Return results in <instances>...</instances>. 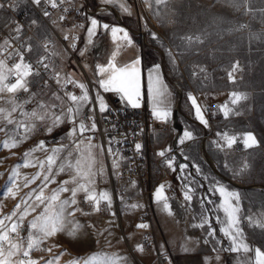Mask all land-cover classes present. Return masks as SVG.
Masks as SVG:
<instances>
[{"label": "rangeland", "instance_id": "rangeland-1", "mask_svg": "<svg viewBox=\"0 0 264 264\" xmlns=\"http://www.w3.org/2000/svg\"><path fill=\"white\" fill-rule=\"evenodd\" d=\"M86 1L90 11L94 7L105 5L107 9H101L105 10L104 13L121 15L122 22L132 29L133 39L145 60L151 58L162 62L167 77L173 82L175 96L179 97L182 92H193L219 107L223 103H230L228 108L235 107L232 112L239 113V117L236 119L237 124L234 130H226L225 125L213 126L209 130L212 137L209 138L208 154L217 163L219 173L242 187L233 186L209 170L198 152L197 142L201 130L194 128L197 138L184 152H180L179 157L183 160L180 161L179 168L183 171L189 169L195 173V176H189L184 172L185 175L180 174L178 178H174L177 193L165 192L161 189V186L170 184L169 179L156 184L153 189L161 190L159 203L162 208H165L166 199L168 208L175 214L176 219L187 222L193 216L196 200L224 199L215 190L216 188L223 186L228 192L238 193L240 209L238 227L242 229V239L250 248L264 250V229L256 226L257 222L264 223V0H247L246 3L245 0H239V9L234 7L230 0H166V3L159 5L156 0H148L147 3L145 0H111L109 3H105L104 0ZM7 2L11 6L10 12L17 16L22 14L24 19L36 22L33 24L36 28L32 34L35 32L38 44L31 36L27 41L28 53L31 45L34 49L38 47L39 51H41L40 45L43 44H49L52 48L48 37L52 39L55 37L50 29L51 26H48L49 19L35 13L28 0H7ZM76 2L80 5L79 0ZM124 7H127L129 11L125 12ZM9 18V14L0 8V26L5 25ZM241 25L246 27L241 28ZM154 36L156 38H153ZM184 36H200L203 43H193L189 46L182 39ZM4 41L5 39L0 43ZM4 45L1 43L0 50L4 48ZM65 55L75 64L74 53L69 44ZM237 62L239 67L233 72V80H230L229 72ZM201 68L205 71L201 72ZM27 80L28 92L21 91L30 100L31 109L27 113L32 111L41 115L46 113L45 119H32L23 115L22 113L25 112L19 99L18 103L21 106L17 107L10 116L13 120L12 124L0 117V128L4 129L0 131V220H4L5 225L10 226L11 223L18 221L25 207L29 208L30 214L20 222L23 232L19 234V237L24 241L25 249L29 232H35L29 227L30 222L41 215L45 208V204L36 207L39 202L35 201V196L39 193L41 186L46 184L44 193L48 197L54 191H58L61 186L72 189L80 183H72L71 177L60 174L58 161L65 153L61 146L37 148L46 135L58 137L55 135L56 130L60 126H67L69 108H64L63 101L52 92L44 98L48 104L52 105H48V109L41 108V96L48 93L47 87L43 91L37 90L33 86V81L28 78ZM85 89L90 99L87 84ZM233 92L244 94L247 99L233 104L231 102ZM82 95L83 93L80 96ZM9 98L8 93L0 94V108L10 110L11 105L7 103ZM54 104H60V106ZM59 108L62 111L60 113ZM71 108L74 109V106L72 105ZM54 114L61 117V122L56 126L52 125ZM221 114L225 116L224 111ZM179 119L182 118L179 117ZM20 123L24 126L18 127ZM49 128L51 131H48ZM205 128H207L206 125ZM248 133L255 136L257 144L250 148L244 146L245 150L240 153L229 154L230 147L227 146L224 135L234 136L235 143L244 145V137ZM12 139L18 141L17 146L5 148L4 142L11 143ZM54 149H60V151L54 153ZM25 153H29V156L25 157ZM49 156H55V164L52 165L50 175L47 164ZM110 160L112 169L106 181L84 183L97 196L105 192L109 194L110 207L107 201L100 202L108 206L107 215L99 214L94 210L93 204L88 201L89 210H82L80 200L85 199L86 194L83 191L77 192L75 197L77 204L65 210L64 231L46 238L39 244L37 248H40L43 254L37 260L32 259L35 264H49V262L83 264L93 256L115 259L117 264H141L139 259L154 264L152 252L140 246L139 235L134 234L124 225L125 221L130 223L143 217L145 211L141 209L149 207V201L142 197L135 183H126L123 192L117 194L114 186L117 183L115 174L118 164L115 159ZM26 162L29 164L28 167L23 166ZM41 162H44L43 168L40 166ZM38 174L40 179L32 182ZM45 175H49L48 181L43 179ZM200 180L203 182L201 183ZM64 181L69 183L64 184ZM197 181L200 184H197ZM9 187L15 193V198L7 192ZM128 188H132V191H128ZM185 193L191 196L190 201L185 199ZM71 198V191L59 192L60 201ZM24 201H27V205ZM232 203L235 205L236 201L233 200ZM17 205H20L19 210ZM33 207L35 211L31 210ZM13 212H16L15 216H12ZM71 212L75 214L69 215L68 213ZM9 216L12 217L11 220L5 219ZM157 216L154 220L160 225L163 240L168 247L176 249V244L179 243L177 235L172 234L168 222ZM154 220H150V226L155 234ZM74 224L80 227L75 236H70L68 232ZM157 233L159 234L158 231ZM183 234L186 242L189 243L191 236L187 233ZM159 236L162 241L160 234ZM217 238L215 240L221 245L232 246L229 238ZM12 240L15 242L17 237ZM140 248L143 250L140 251ZM186 249L189 251V248L186 247ZM32 251L30 254H33ZM160 253L165 257L164 264H173L169 251L163 250ZM21 254L12 259H20ZM249 256L252 261L254 253H249ZM183 257L190 259L192 256L189 254L180 256V258Z\"/></svg>", "mask_w": 264, "mask_h": 264}, {"label": "crops", "instance_id": "crops-1", "mask_svg": "<svg viewBox=\"0 0 264 264\" xmlns=\"http://www.w3.org/2000/svg\"><path fill=\"white\" fill-rule=\"evenodd\" d=\"M79 2L81 6H87L86 0H79ZM92 19L97 20L98 24L94 34L89 37L88 30L92 26ZM105 24L109 26L107 29L103 27ZM48 26H51L50 29L53 31L55 37L52 39L49 36L48 40L52 45L54 59L53 71L56 77L53 85L47 87L48 93L41 96L42 105H45L47 109L52 105L48 104L44 98L48 94H51V92L52 94L58 95V84L61 80L65 79L68 81L71 89L69 98L70 95L80 97L83 92L79 85L82 84L85 86L89 80L93 83L94 87L102 89V95H99V97H101L103 101L109 96L116 95L124 106L133 108L126 99L121 98V94L114 91H104L99 82L106 78V74H102L100 68H107L109 63H113L117 67H123L131 65L134 61L139 60V64L136 67L139 70L140 94L136 99H138L139 105L145 106L155 121L153 132L149 135L146 146L148 147L150 160L157 163L158 169H154V176L158 179L156 184H161L169 179L170 184L166 186L163 185L161 189L165 190V192L173 191L177 193L178 189L177 185L174 183V178H178L180 174L185 175L184 172L189 176H195L193 171L189 169L183 171L179 168V163L183 160L179 157L180 152H184L197 138L194 128L201 130V135L197 142L199 154L202 146L207 159H210L214 168L217 169V163H215L208 154V145L210 144L209 138L212 137L210 136L209 130H211L213 126L220 125H225L228 131L234 130L237 124L236 119L239 117V113L236 114L232 112V109L235 107L232 108L230 106L228 108L231 110L229 115L223 117L221 114L223 112L222 108L224 105H231L230 103H223V105L219 107L217 104L209 103L205 99H202L198 93L193 92H182L179 97H177V95L175 96L173 91L174 85H172L173 82L167 77L162 62L152 60L151 58H146L145 60L140 48L133 39L132 29L122 22L121 15L118 13L109 15L104 12H90L83 27L72 34L51 21L48 22ZM34 28H36L35 25ZM112 28L123 29L124 32L128 33V38L132 43L128 44L127 40L124 39L123 32H117L114 36L111 31ZM31 36L38 44L35 38V32ZM63 39L66 41L62 43ZM68 44L74 53L73 59L75 64L69 61L65 55ZM40 46L42 47L43 45ZM4 47H6V45H4ZM29 49V55L32 58L38 56L41 52L38 47L35 49L32 48V45ZM157 66H159L158 75L160 84L156 83L157 73L153 71ZM58 80L59 82H57ZM190 96L195 99V106ZM71 103L74 106V110L77 108L78 104H81L82 107H80L78 114L74 111L67 117V122H69L67 126H60L55 132V135H57L60 140L59 147L61 146L65 151L58 161L59 169L61 165L65 166V170L62 172L60 171V174L73 178L76 173V161L79 160L81 169L84 172H89L90 169V172L88 180L77 178L76 182L89 183V181L100 182V180L104 182L112 169V162L111 160L109 161V159H115L116 161V156L112 154L108 147L103 149V147L100 146L98 139L94 135V130L91 129V125L93 122L95 123L94 117L103 113L99 110L97 96L94 97L93 102L88 99L87 101L77 103L71 100ZM207 104L212 106V111L206 114L204 113V107ZM54 105L60 106V104ZM197 106L200 108L204 120L207 121V128H205V124L201 123L200 119L197 118ZM59 109V113L62 112L61 108ZM154 109L161 113L167 112L168 115L164 119H159L153 114ZM70 116L71 118H69ZM82 116L87 118L86 122L81 121ZM179 117L182 119H179ZM73 120L75 123H73ZM80 123H84L88 130L81 133L79 130ZM176 127L178 130H176ZM74 128L76 131L73 135L72 131ZM185 132L191 133L190 139L184 138ZM181 140H183V143H181ZM173 147H175L176 150L170 153ZM161 152H164L163 156L159 155ZM68 164H72L73 167L69 168L67 166ZM200 182L202 183L203 181L200 180ZM200 182L197 181V184H200ZM199 188L201 189V186ZM152 190L151 196L148 198L149 207L141 209V211H145L143 217L141 216L137 221H132L130 223L125 221L124 225L129 230L133 227L136 229L141 228L138 227V225H150V220H154L157 215L168 222L172 234H176L179 241V243L176 244V249L167 246V243L163 240L160 225L156 220H154L156 235L153 231L152 234H154L155 237L156 249H158L159 252L163 250L169 251L173 264H251L249 253L245 254L243 251L238 253L231 252L228 250L231 248L230 246L221 245L215 240L218 239L217 237H221L222 239L227 238L220 230L222 227L226 226V216L223 209L220 207L224 199L207 198L196 200V202H194V211L192 212L193 216L187 222L185 220L176 219L175 214H173L170 208H162V205H160L156 197L157 191L154 189ZM128 191L131 192L132 188H128ZM205 221L207 222L205 223ZM157 231L161 235L162 241ZM210 231L214 232V236L209 235ZM133 233L138 235L137 232ZM183 233H187L191 236L189 243L186 242V237ZM186 247L189 248V251H187ZM134 254L137 256L136 252H134ZM185 254H189L192 257L190 259L184 257L180 258L181 255ZM139 261L141 264H151L144 260L139 259Z\"/></svg>", "mask_w": 264, "mask_h": 264}, {"label": "snow or ice", "instance_id": "snow-or-ice-1", "mask_svg": "<svg viewBox=\"0 0 264 264\" xmlns=\"http://www.w3.org/2000/svg\"><path fill=\"white\" fill-rule=\"evenodd\" d=\"M52 7H56L55 0H49ZM105 3L111 2V0H104ZM147 3L148 0H145ZM232 5L239 9V0H230ZM247 0H245V3ZM32 3L35 5H40L41 0H32ZM157 5L166 3V0H156ZM4 4H0V8H3ZM124 11L128 12L129 9L127 7H124ZM45 15H48L47 12L44 13ZM33 24L36 22L33 21ZM98 21L95 19L91 20V28H89V37H91L95 29L97 27ZM105 29H107L109 26L107 24L103 25ZM241 28L246 27V25H241ZM17 33H19L22 30V26L17 25L14 29ZM113 35L117 32H123L124 33V39L127 40L128 44H131L132 41L128 38V33L124 32L123 29L119 28H112L111 29ZM67 38V37H66ZM153 38H156L155 36ZM183 40H185L189 46H191L193 43H203V40L200 36H184L182 37ZM9 42L7 40L4 41V44L7 45ZM2 47V46H0ZM30 50V49H29ZM20 56V61L12 65L11 67H8L5 63V61L0 60V94L8 93L10 98L7 100V103L11 105L10 110H5L3 108H0V117H2L4 120L7 121V123L12 124L13 120L10 119L11 113L15 112L17 110V107H20L18 103L17 94L21 91L28 92V80L27 77L33 74V69L30 64H27L24 62V57L22 54L18 53ZM42 62V61H41ZM139 64V60L134 61L131 65H126L123 67H117L113 63H109L107 68L101 67L100 72L102 74H106V78L102 79L99 83L100 86L104 89V91H114L116 93L121 94L122 99H126L127 102L134 108L139 107V102L137 97H139V70L136 67ZM47 67V65H45ZM239 67V63L237 62L234 66L231 72H229V79L233 80V72H235ZM154 72L157 73L156 77V83L160 84L159 79V66H157L154 70ZM201 72L205 71V69L201 68ZM38 74V73H36ZM195 75V73H193ZM13 77V82H9V77ZM59 82V80L57 81ZM81 88L83 95L80 97H77L75 95H70V99L74 102H83L88 100V94L87 90L85 89L84 85H79ZM232 96V103L238 104L242 100H246L247 96L241 93L233 92L231 94ZM58 98V97H57ZM190 99L193 100V105L195 106V99L190 96ZM97 101L99 102V110L101 112H104L107 110V105L104 103L103 99L99 96H97ZM30 102V101H25ZM41 108L46 107L45 105H40ZM80 107H82L81 104H78L77 108L74 110L73 108L68 109V114H72L74 111L78 114ZM222 110L224 111L225 117L229 115V112L231 111L228 109L227 105H224ZM197 112V118L200 119L201 123L207 125V121L204 120L200 108L197 106L196 108ZM25 116H29L32 119L39 118L41 120L45 119V115H41L40 113L36 111H32L31 113H22ZM155 116L159 119H164L168 113L167 112H158L154 109ZM71 118V116L69 117ZM61 122V117L59 115H55L52 119V125L56 126ZM73 123L75 121L73 120ZM18 127L24 126L22 123L17 125ZM96 125L93 122L91 125V129L95 130ZM3 128H0V131H3ZM79 130L81 133L88 130L84 123L79 124ZM48 131H51V128L48 129ZM76 129L74 128L72 131V134H75ZM185 139L191 138L190 132L184 133ZM224 139L227 142V146L231 147L233 143L236 141V137H229L227 134L224 135ZM244 146L246 148L253 147L257 144L256 138L253 134L248 133L244 137ZM18 141L15 139H12L11 143L4 142L5 148H14L17 146ZM181 143H183V140H181ZM78 147V145H77ZM38 149L43 148V142H41L38 146ZM141 148L140 144L136 145L137 151H139ZM35 151V149L33 150ZM60 149H54L53 152H58ZM159 155L163 156L164 152L159 153ZM29 153H25V157H28ZM47 164H48V172L49 175L51 174V168L52 165L55 164V156H49L47 157ZM24 167H28L29 164L26 162ZM41 168L44 167V162H41ZM69 168L73 167L72 164L67 165ZM171 166V165H169ZM76 173L75 176L72 178V183H76L77 178L88 180L89 172H84L80 167V161H76ZM61 172L65 170V166L61 165L60 169ZM49 175H45L43 179L45 181H48ZM36 179H40L39 174L33 178L32 182H35ZM54 182V181H53ZM69 183V181H64V184ZM91 183V181H89ZM44 187H46V184L41 186L39 193L35 196V201L39 202L36 204V207H39L40 204H45L44 211L41 215L37 216V218L30 222V229L35 230V232L30 231L28 238H27V245L26 249L24 246V241L19 237V228H20V222L23 221L26 215H29V208L25 207L24 212L19 216V219L17 222H13L9 225H5L4 220H0V264H35L34 261L31 259H17L13 260L12 258L21 254L23 257H29L30 252L39 246L40 243L43 242L46 238H49L51 236H54L58 232L64 231V213L66 208L76 205L77 201L75 199L77 192L83 191L85 195V199L88 202H91L93 204L94 210L99 211V205L101 201H107L108 206H111V198L108 193H100L99 196L95 192H92L89 190V187L87 184L79 183L76 187L72 189H68L66 187L61 186L58 191H54L51 196L46 197L44 193ZM163 186H161L162 188ZM217 192L220 193L221 197L224 198L223 202L221 203L220 207L223 209L225 216H226V226L222 227L220 230L225 235V237L229 238L231 242V248L228 249L231 252L238 253L243 251L245 254L247 253H254V257L252 258L251 264H264V250L260 248L252 249L249 247L247 243L244 242L242 239L243 233L242 229L238 227L240 223V218L238 216V213L240 211L238 204H239V195L235 192H228L226 189L221 186L219 188L215 189ZM71 191L72 198L70 200L60 201L59 200V192H66ZM7 192L15 198V193L12 191V188L9 187L7 189ZM157 200L161 199V190L158 189L156 193ZM31 199V197H29ZM185 199L191 200V196L188 193H185ZM235 200L236 204L234 205L232 201ZM57 202H59L57 204ZM24 204L27 205V201H24ZM133 207H136V205H133ZM165 209H168V204L165 199L164 204ZM20 205H17V210H19ZM32 211H35V208L33 207L31 209ZM69 215H74V212L68 213ZM16 212L12 213V216H15ZM5 219L11 220L12 217H6ZM251 220V218H249ZM207 221H205L206 223ZM72 223V222H70ZM203 226V225H201ZM257 227H260L264 229V223L257 222ZM78 224H74L73 228L68 232L70 236H75L77 230L79 229ZM138 227L146 228L147 225L141 224L138 225ZM10 233H15L17 236V240L14 242L11 237ZM209 235L214 236V232L210 231ZM23 249V250H22ZM140 251L143 249L140 248ZM117 264V261L115 259H110L107 257H90L88 260L84 261L83 264ZM49 264H52V262H49ZM75 264H80V262H75Z\"/></svg>", "mask_w": 264, "mask_h": 264}, {"label": "built area", "instance_id": "built-area-1", "mask_svg": "<svg viewBox=\"0 0 264 264\" xmlns=\"http://www.w3.org/2000/svg\"><path fill=\"white\" fill-rule=\"evenodd\" d=\"M35 13L49 21L57 24L62 29H65L70 34L83 27L86 18L89 15L90 9L77 4L76 0H55L56 7H52L49 0H41L40 5H35L32 0H28ZM0 4H4L3 9L9 14L8 22L0 26V41L6 39L9 43L0 50V59L5 61L8 67L20 61L18 53L24 57V62L30 64L33 69V74L27 77L33 81V86L37 90L43 91L44 88L52 86L55 82L56 74L53 71L54 59L52 48L48 44H43L41 52L37 58L30 57L28 53L27 41L34 31L32 22L24 19L22 14L17 16L10 12V3L7 0H0ZM105 10L96 11L100 13ZM47 12L48 15L44 13ZM17 25L22 26V30L17 33L14 29ZM140 38V36H139ZM66 40L63 39L62 43ZM42 61V62H41ZM47 65V67H45ZM38 73V74H36ZM13 77H9V82H13ZM87 86L90 90V99L93 102L95 96L102 95V89L94 87L91 81H88ZM58 97L63 101L64 108L72 106L69 98L70 87L67 80L63 79L58 84ZM94 89V90H93ZM18 99L22 105L24 112H29L31 109L30 101L27 95L23 92L18 93ZM107 105V110L102 114L95 116L94 135L98 139L100 146L105 149L108 147L113 155L116 156L118 164L117 173L115 174L117 183H115V191L121 194L126 183H135L142 197L149 198L154 188L157 178L154 176V169H158L157 163L150 160L148 155V147L146 141L149 135L153 132L155 121L144 105L136 108L124 106L118 96L112 95L104 100ZM212 111V106L207 104L204 107V113ZM82 122H86L85 116L81 117ZM43 146L55 147L60 145L58 137L46 135L43 139ZM140 144L139 151L136 145ZM173 147L170 153L175 152ZM244 145L234 143L228 149L229 154H237L244 151ZM116 182V181H115ZM119 182V183H118ZM80 207L84 211L89 210V203L82 198ZM99 214L106 216L108 206L103 203L99 205ZM132 232H137L139 235V244L145 250L151 251L154 257V264H164L165 257L155 246V237L152 234L150 225L146 228H131ZM23 232V228H19V234ZM11 239L16 238L15 233H10ZM33 254L29 257L20 259H38L43 254L40 248H34Z\"/></svg>", "mask_w": 264, "mask_h": 264}, {"label": "water", "instance_id": "water-1", "mask_svg": "<svg viewBox=\"0 0 264 264\" xmlns=\"http://www.w3.org/2000/svg\"><path fill=\"white\" fill-rule=\"evenodd\" d=\"M102 8L107 9V8L105 7V5H104V7L100 6V7H95V8H93L92 11H89V13H90V12L94 13V12H96V11H100ZM112 13H113V12H112ZM114 14H115V13H114ZM176 130H178L177 127H176ZM200 154H201L202 159L205 160V162H206V164H207L209 170H210L212 173H214V175H217L219 178H221V179L224 180V181L229 182L230 184H232V185L235 186V187H240V186H238L236 183H234V182H232L231 180H229L227 177L225 178L221 173H219V172L217 171V169L214 168V166L212 165L210 159H207V157H206V155H205V153H204V150H203L202 146H201V148H200ZM241 187H242V186H241ZM241 187H240V188H241Z\"/></svg>", "mask_w": 264, "mask_h": 264}]
</instances>
